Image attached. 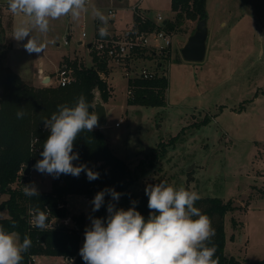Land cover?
Listing matches in <instances>:
<instances>
[{"label": "rangeland", "instance_id": "obj_1", "mask_svg": "<svg viewBox=\"0 0 264 264\" xmlns=\"http://www.w3.org/2000/svg\"><path fill=\"white\" fill-rule=\"evenodd\" d=\"M97 9L106 17V25ZM109 9H115L114 19ZM206 9L209 40L206 58L200 63L185 62L181 55L198 21H186L182 32L173 33V46L163 57L145 53L116 60L95 48L97 39L117 42L129 36L134 15L174 19L171 0H90L87 12L78 19L53 20L46 34L33 31L45 45L40 54L28 53L24 49L27 41L13 38L14 29L26 24L27 17H13L0 9V46L6 49V65L25 81L36 71L40 55L54 64L63 55L72 56L68 58L71 62L86 67L97 64L95 57L106 58L112 74L102 76L110 84L112 97L107 103L102 101L109 113L101 129L114 154L138 174L137 184L144 190L164 182L194 190L201 198L232 200L235 211L225 217L227 256L256 263L264 260V0H207ZM96 20L108 35H95L91 40ZM112 21L119 30L131 27L115 32ZM80 40L83 45L79 46ZM144 68L167 75L164 106L128 104L129 79L138 78ZM30 176V184L38 191L52 190L53 176L35 168ZM5 199L1 195L0 203ZM67 208L71 217L86 218L79 254L85 229L91 226L92 202L74 194L67 199ZM0 214V220L9 217L7 209H0ZM69 225L76 226L72 220ZM37 262L75 264L63 256H41Z\"/></svg>", "mask_w": 264, "mask_h": 264}, {"label": "trees", "instance_id": "obj_2", "mask_svg": "<svg viewBox=\"0 0 264 264\" xmlns=\"http://www.w3.org/2000/svg\"><path fill=\"white\" fill-rule=\"evenodd\" d=\"M206 4L207 0H171V12L176 16L166 20L165 29L168 33L176 34L183 31L186 21L199 22L207 18ZM154 28L150 19L142 21L136 16L134 30L143 32ZM96 37H101L99 32ZM144 51H138L135 57H143L146 55ZM5 52L6 49L0 46V196H7L0 203V209H7L9 217L1 219L0 224L6 230L18 232L21 242L25 235L30 237L31 248L23 254L22 264H37L36 258L41 256H63L75 259V264H85L78 254V248L86 218L83 215L71 217L67 199L75 194L92 202L97 192L114 188L121 193L119 201H112L111 196L106 194L105 204L98 211L93 212L92 204V218H106L109 201L125 210L136 201L137 211L147 219L150 213L148 197L137 184L138 174L114 154L102 130L95 128L92 132L84 131L78 136L73 151L79 154V159L73 163L86 164L89 169L99 173L98 179L89 181L85 172H81L79 177L62 174L53 179L52 190L39 191V197L25 196L23 188L30 184L31 169L42 159L40 153L43 143L50 135L43 120L57 112L59 105L74 106L82 94L89 104L90 113H94L97 96L106 103L112 97L110 84L102 76L110 74L108 60L95 57L97 64L92 67L67 60L68 68L72 70L71 84L34 86L6 65ZM148 53L149 57L156 55L154 52ZM128 86L129 105L161 107L166 104L169 87L167 75L129 79ZM18 111L24 112L23 118H17ZM195 206L211 218L215 229L211 243L217 248L215 257L219 258V264H264V260L242 263L233 256H227L225 217L235 211L232 200L225 202L219 198H200ZM33 208H39L47 214V224L54 218H69L76 226L36 228L31 223L30 209ZM13 223L16 225L14 229Z\"/></svg>", "mask_w": 264, "mask_h": 264}, {"label": "clouds", "instance_id": "obj_3", "mask_svg": "<svg viewBox=\"0 0 264 264\" xmlns=\"http://www.w3.org/2000/svg\"><path fill=\"white\" fill-rule=\"evenodd\" d=\"M13 14L27 17V23L14 29L16 41L27 42L28 53L40 54L45 45L32 35L33 31L46 34L50 22L62 17L78 19L87 12V0H8ZM98 18L106 25L107 19L98 9ZM101 37L108 35L106 27L99 29ZM264 55V50L261 52ZM17 112V118L24 116ZM99 116L89 112V104L82 94L74 106L59 105L58 111L43 120L50 135L43 143L42 159L34 165L35 170L54 178L60 175L79 177L85 172L89 181L99 178V173L86 164L75 165L79 159L74 152L78 136L92 132L99 126ZM25 196H38L34 184L24 185ZM112 201H119L121 193L114 188L97 192L92 200L93 212L105 204V195ZM148 197L147 219L133 206L127 210L117 208L112 201L107 204L106 218H91V226L84 232V243L79 250L85 264H219L215 257L217 248L211 243L215 229L209 216L196 207L201 198L199 193L183 186L175 187L161 182L145 188ZM31 223L39 229H46L47 214L39 208L30 209ZM2 215V214H0ZM16 227L15 223L12 228ZM31 239L25 235L6 230L0 224V264H22L24 253L31 248ZM215 257V258H214Z\"/></svg>", "mask_w": 264, "mask_h": 264}, {"label": "built area", "instance_id": "obj_4", "mask_svg": "<svg viewBox=\"0 0 264 264\" xmlns=\"http://www.w3.org/2000/svg\"><path fill=\"white\" fill-rule=\"evenodd\" d=\"M90 0H87V3ZM0 7L2 9L8 10L13 16H20V14H13L8 6L7 2H2L0 0ZM136 10V9H135ZM138 12V11H136ZM109 16L114 18L115 17V10L109 9ZM141 15V14H140ZM138 16L142 21H146L150 19L152 21V24L154 25L153 30L143 31L139 32L138 30H134L129 36H124L122 40L117 41L116 40H101L97 39L95 48H97L98 52L104 54L109 59H133L137 54L138 51L146 50L144 53L148 52H154L155 54H163L170 50V48L173 46V34L168 33V31L165 29V21L167 20L162 15L158 14L155 18L148 17L144 18L141 16ZM23 16V15H22ZM83 36L85 37L86 34L83 33ZM67 44V41L65 42ZM57 83L61 86H66L68 84H71L72 82V70L68 68H61L57 72ZM156 75L154 71H151L150 69H142L139 73V77H143L144 79H150L153 78ZM31 215V214H30ZM32 219V216H31ZM59 221L57 224H55L54 221ZM71 223L70 219H52L47 224L48 227L46 229H55L60 228L62 226L69 227V222Z\"/></svg>", "mask_w": 264, "mask_h": 264}, {"label": "water", "instance_id": "obj_5", "mask_svg": "<svg viewBox=\"0 0 264 264\" xmlns=\"http://www.w3.org/2000/svg\"><path fill=\"white\" fill-rule=\"evenodd\" d=\"M208 40V20L204 17V19L200 20L197 23L196 29L188 37L186 43L181 49V55L185 62H203L207 54ZM94 112H96L99 116L98 128H103L104 126H106L107 116L109 112L107 111L106 106L103 104L102 100L98 96L96 97V101L94 104ZM228 253L229 251L227 252V254Z\"/></svg>", "mask_w": 264, "mask_h": 264}, {"label": "crops", "instance_id": "obj_6", "mask_svg": "<svg viewBox=\"0 0 264 264\" xmlns=\"http://www.w3.org/2000/svg\"><path fill=\"white\" fill-rule=\"evenodd\" d=\"M115 10V9H114ZM10 13V12H9ZM116 13V12H115ZM11 14V13H10ZM12 15V14H11ZM134 15V14H133ZM13 16V15H12ZM116 16V14H115ZM13 17H16V16H13ZM111 18V17H110ZM115 18V17H114ZM112 18V19H114ZM134 21H135V15H134ZM134 21H133V25L131 26H128L127 28H123L122 30H119L117 27H115V23H113V21L111 22V26L110 27H114V30L115 32L118 31V32H121L123 33L124 31H126L128 28L131 27V31L134 29ZM96 28H95V33L94 35L91 37V40L93 39V37L99 32V29L101 27H105V26H102V22L96 20V24H95ZM91 42H89L88 44V48L91 49V45H90ZM78 45H83V41H79L78 42ZM89 49V50H90ZM77 56V55H76ZM37 58V61H36V71H34V73L29 76V79L27 80V82H29L30 84L34 85V86H40L42 85L44 82H48L49 84L53 85L55 84V76L58 72V70L61 68H68V63L67 60L69 62H71V60H69L68 58H74L72 56H68V55H63L61 60L58 61V63L54 64L52 60L48 59L49 57H47L45 54L44 55H40V57H36ZM69 69V68H68ZM71 70V69H70ZM110 74H112V72L110 71ZM58 75V74H57ZM22 77V76H21ZM24 79V77H22ZM108 82V81H107ZM57 84V83H56ZM109 84V82H108ZM110 86V85H109ZM106 106V105H105ZM107 109V108H106ZM108 111V110H107ZM118 125V124H117ZM96 129H101V128H98L96 127ZM102 130V129H101ZM34 169V168H33ZM31 169V174H32V170ZM32 176H29V180L31 179ZM40 258V257H39ZM39 258L36 260L38 261ZM65 258V257H64ZM66 261H72L75 259H69V258H65ZM36 261V262H37ZM38 264V262H37Z\"/></svg>", "mask_w": 264, "mask_h": 264}]
</instances>
